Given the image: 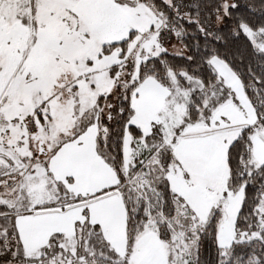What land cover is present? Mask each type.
Returning a JSON list of instances; mask_svg holds the SVG:
<instances>
[{
    "label": "snow or ice",
    "instance_id": "snow-or-ice-1",
    "mask_svg": "<svg viewBox=\"0 0 264 264\" xmlns=\"http://www.w3.org/2000/svg\"><path fill=\"white\" fill-rule=\"evenodd\" d=\"M0 264H264V0H0Z\"/></svg>",
    "mask_w": 264,
    "mask_h": 264
}]
</instances>
